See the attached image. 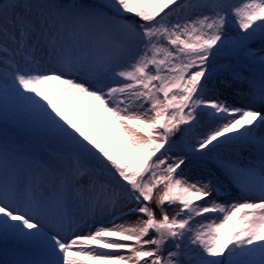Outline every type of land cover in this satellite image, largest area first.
<instances>
[{"label":"snow or ice","instance_id":"6c2138e0","mask_svg":"<svg viewBox=\"0 0 264 264\" xmlns=\"http://www.w3.org/2000/svg\"><path fill=\"white\" fill-rule=\"evenodd\" d=\"M0 119L34 137L0 136V264H264V0H0ZM229 145L225 204L185 169Z\"/></svg>","mask_w":264,"mask_h":264},{"label":"bare ground","instance_id":"6f19581e","mask_svg":"<svg viewBox=\"0 0 264 264\" xmlns=\"http://www.w3.org/2000/svg\"><path fill=\"white\" fill-rule=\"evenodd\" d=\"M70 2V1H69ZM222 63L218 65L215 68L216 71V79L214 80L215 83L219 84L220 81H227L228 83L232 84V88L236 90H246V85H244L241 82L234 81L232 77V72L240 71L242 67L243 60H235V64L230 67V69L226 68V60L227 58H221ZM245 65H247L244 62ZM241 66V67H240ZM48 88L55 87L54 85L46 86ZM244 88V89H243ZM232 91V89L229 90V92H225L226 96H229V93ZM232 102L231 96H229V103ZM67 115L70 119H73L76 122H80L82 125H84L85 129H88V131L97 139L98 142L104 143L105 141H110L108 144L109 147H116L117 145H120L122 143L123 137L122 134L119 133L118 127L115 125V121L111 117H107L106 122L100 121L96 122L93 120L91 115L88 114L86 111L85 105H70L66 109ZM204 127L201 126L198 131H204ZM7 135L9 138L15 139L18 144L25 148H31L34 145V137L30 133V131L22 126L16 125L12 119H0V136ZM221 140L224 138L221 137ZM121 151H125V154L131 155L130 151L121 148ZM236 150L237 147L235 145H229L224 146L216 150L215 153H212L214 155V159L209 160V156H206L201 163H207L210 165H214L217 167L218 171L212 170L210 173H203L202 171L200 173H194L191 174L189 170L191 169L192 165L185 169V175L190 179L199 178L201 176H209L210 174L219 181V184L222 185L221 189H226L228 191L231 190V187H236L238 190L239 188L237 185L231 181V179L226 175L224 171L223 165L231 162V161H237L236 156ZM138 166V161L133 160L132 161V167ZM222 179V181H221ZM230 188V189H229ZM7 247L11 248V244L9 245H2L0 244V248ZM3 258V254L0 253V259Z\"/></svg>","mask_w":264,"mask_h":264},{"label":"rangeland","instance_id":"374dc122","mask_svg":"<svg viewBox=\"0 0 264 264\" xmlns=\"http://www.w3.org/2000/svg\"><path fill=\"white\" fill-rule=\"evenodd\" d=\"M67 1V0H66ZM70 2H72V0H69ZM235 58H227V64H234V60ZM222 63V59H220L215 68L220 65ZM245 76H246V73H243ZM215 83V82H214ZM80 123V122H78ZM81 124V123H80ZM82 127H84V125L81 124ZM85 128V127H84ZM88 131V129H86ZM89 132V131H88ZM90 133V132H89ZM91 134V133H90ZM241 151V152H240ZM127 153V151H126ZM240 153V154H239ZM236 154H237V158L238 160H241V159H246L247 157V153L245 151H243L242 149H237L236 150ZM212 160L214 159V155H210L209 156V160ZM191 166V165H190ZM189 166V167H190ZM212 170H216L218 171L217 167L214 166V165H210V164H207V163H201V162H198L196 165H192L191 169L189 170V172L191 174H194V173H200L201 171L203 173H210ZM222 181V179H221ZM230 189V188H229ZM234 190H236V188H234ZM233 189L231 191H228L226 189H220V196L217 198L218 199V202H221V203H225V204H229V203H234V202H237V200H239L240 202L243 201V197H236V196H233L232 193L234 191ZM235 192V191H234ZM239 192V191H238ZM237 192V193H238Z\"/></svg>","mask_w":264,"mask_h":264}]
</instances>
